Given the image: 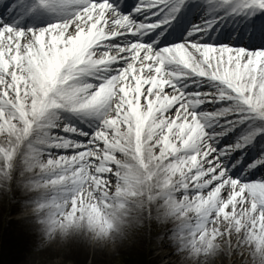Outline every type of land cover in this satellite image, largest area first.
I'll return each instance as SVG.
<instances>
[{"label": "snow or ice", "instance_id": "1", "mask_svg": "<svg viewBox=\"0 0 264 264\" xmlns=\"http://www.w3.org/2000/svg\"><path fill=\"white\" fill-rule=\"evenodd\" d=\"M127 8L0 0L16 264H264V0Z\"/></svg>", "mask_w": 264, "mask_h": 264}, {"label": "bare ground", "instance_id": "2", "mask_svg": "<svg viewBox=\"0 0 264 264\" xmlns=\"http://www.w3.org/2000/svg\"><path fill=\"white\" fill-rule=\"evenodd\" d=\"M198 16L199 15L192 16L194 18V23L199 22L200 16L199 17ZM188 22L189 20L186 22V24ZM229 31H231V27L229 25H225L222 32L227 33ZM0 232H3L4 248L7 251V254L12 258V261L9 264H16V260L19 258V252L21 251V248H20V244L22 240L21 227L17 221L11 220L8 222L7 226L4 229H3V226H0ZM128 250H133L137 253H140V255L143 256L144 260H146L149 255H152L151 252L146 253L145 251L136 249L135 247L130 248Z\"/></svg>", "mask_w": 264, "mask_h": 264}, {"label": "rangeland", "instance_id": "3", "mask_svg": "<svg viewBox=\"0 0 264 264\" xmlns=\"http://www.w3.org/2000/svg\"><path fill=\"white\" fill-rule=\"evenodd\" d=\"M126 255H128L131 259H140L142 261L144 260L143 256L140 255V253H137L133 250H128L126 252ZM7 259H8V264L11 263L12 258L9 255H7Z\"/></svg>", "mask_w": 264, "mask_h": 264}, {"label": "clouds", "instance_id": "4", "mask_svg": "<svg viewBox=\"0 0 264 264\" xmlns=\"http://www.w3.org/2000/svg\"><path fill=\"white\" fill-rule=\"evenodd\" d=\"M51 241H48V243H50ZM229 258H230V254H229Z\"/></svg>", "mask_w": 264, "mask_h": 264}]
</instances>
